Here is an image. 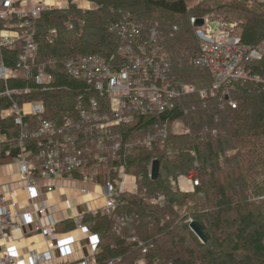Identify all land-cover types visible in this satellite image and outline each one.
Instances as JSON below:
<instances>
[{
  "label": "trees",
  "instance_id": "obj_1",
  "mask_svg": "<svg viewBox=\"0 0 264 264\" xmlns=\"http://www.w3.org/2000/svg\"><path fill=\"white\" fill-rule=\"evenodd\" d=\"M89 1L90 11L74 14L82 27H66L74 8L45 12L36 23L38 62L54 66L56 88L35 98L44 100L50 118L71 110L80 87L63 76L62 62L85 55L109 59L119 43L109 27L128 16L157 31L173 80L195 86L172 112L119 129L122 150L114 165H124L138 179V190L121 194L111 215L84 217L83 223L99 236L94 264H264V91L247 84L211 95L207 71L194 72L188 64L199 53L191 18L217 21L255 46L264 39V1ZM0 56L11 67L18 51L3 50ZM258 70L264 71V60ZM202 90H208L206 98ZM177 121L185 132L172 134ZM156 124L168 125L164 140L156 134ZM12 128L0 119V131ZM149 133L155 137L151 149L143 144ZM4 151L0 146V162L7 161ZM154 161L159 172L152 180ZM192 171L199 185L190 192L180 190V177ZM102 172L116 178L112 170ZM120 218L125 222L119 223ZM192 221L203 227L206 243L191 231Z\"/></svg>",
  "mask_w": 264,
  "mask_h": 264
},
{
  "label": "built area",
  "instance_id": "obj_2",
  "mask_svg": "<svg viewBox=\"0 0 264 264\" xmlns=\"http://www.w3.org/2000/svg\"><path fill=\"white\" fill-rule=\"evenodd\" d=\"M92 7L89 0H0V52L18 51L11 67L0 56V119L13 127L0 131V146L5 147L7 164L15 168L29 190L44 187L52 192L59 182L69 179L98 183L106 200L100 213L109 216L116 210L121 194L138 190V179L127 174L124 165H114L122 150L119 129L140 118L172 112L195 89L173 80L171 62L157 31L128 16L109 27L119 40L109 59L85 55L62 62L63 76L80 87L71 110L50 118L44 100L35 98L37 93L56 88L54 66L38 62L36 23L45 12L74 8L66 27H82L84 22L74 15L75 11L85 13ZM197 20L190 21L199 44V54L192 64L210 74V94H225L235 85L247 84L264 91V71L258 70V63L264 60V41L259 46L247 45L221 26L214 33L208 31L207 19L196 28ZM200 95L206 98L209 92L202 90ZM231 106L235 108L236 104ZM154 126L164 140L169 134L168 125ZM154 139L149 133L143 144L151 149ZM104 169L112 170L116 178H107ZM198 185V179L192 181L193 187ZM14 195L11 185L0 184V238L8 229H16ZM48 212L47 206L37 211L40 216H49ZM118 222L124 223L125 219ZM43 234L47 250L33 257L35 263L52 259L57 241L55 223L43 229ZM0 264H16V259L0 250Z\"/></svg>",
  "mask_w": 264,
  "mask_h": 264
},
{
  "label": "crops",
  "instance_id": "obj_3",
  "mask_svg": "<svg viewBox=\"0 0 264 264\" xmlns=\"http://www.w3.org/2000/svg\"><path fill=\"white\" fill-rule=\"evenodd\" d=\"M14 190L13 202L18 214L16 229L11 228L0 238V250L7 251L16 264H82L92 263L99 246V236L83 223L84 217L96 215L105 207L101 185L75 179L58 183L54 191L44 187L29 190L11 165L0 166V184ZM47 206L49 216L38 215L39 207ZM51 216V218H50ZM55 223L56 247L52 259L35 263L33 257L47 250L43 229Z\"/></svg>",
  "mask_w": 264,
  "mask_h": 264
},
{
  "label": "rangeland",
  "instance_id": "obj_4",
  "mask_svg": "<svg viewBox=\"0 0 264 264\" xmlns=\"http://www.w3.org/2000/svg\"><path fill=\"white\" fill-rule=\"evenodd\" d=\"M261 1H264V0H261ZM225 13V15L226 14H229L230 15V17H232V15H231V11H226V12H224ZM192 19V18H191ZM230 19V18H229ZM208 20V19H207ZM191 21V20H190ZM207 29H208V31H211L212 33H214V32H216V31H218L219 29H220V24L217 22V21H210L209 20V22H208V27H206ZM264 41V39L260 42V43H262ZM259 43V44H260ZM259 44H258V46H259ZM198 52H199V49H198ZM199 54V53H198ZM198 56V55H197ZM196 56V57H197ZM194 60L192 59L191 61H189L188 62V64L190 65H192L193 67H195L193 64H192V62H193ZM196 68H199V69H202V70H205V71H207L205 68H201V67H195V68H192L191 67V70H194V72H199L200 70H198V69H196ZM207 73H208V71H207ZM209 74V73H208ZM209 77H210V80H211V85H213V82H212V78H211V76H210V74H209ZM190 83V82H189ZM192 83H190V84H188V85H186V86H192V87H194L195 88V86L194 85H191ZM183 85V84H182ZM211 88H212V86H211ZM210 88V89H211ZM231 103H234V102H231ZM235 104V103H234ZM170 132L172 133V134H181V133H184L185 132V127L183 126V123L182 122H179V121H177V122H174L173 123V125H171V127H170ZM8 162H6V161H4V162H1L0 163V166H3V165H8L7 164ZM196 179H198L197 178V174H196V172H194V171H192L189 175H187V176H183V177H180V179H179V181H178V184H179V187H180V190H182V191H186V192H190V191H193V189H194V187L192 186V181H194V180H196Z\"/></svg>",
  "mask_w": 264,
  "mask_h": 264
},
{
  "label": "water",
  "instance_id": "obj_5",
  "mask_svg": "<svg viewBox=\"0 0 264 264\" xmlns=\"http://www.w3.org/2000/svg\"><path fill=\"white\" fill-rule=\"evenodd\" d=\"M204 23H205L204 19H198L196 21L195 27L196 28L202 27ZM158 172H159V163L158 161H154L152 164V170H151L152 180H155L158 177ZM190 229L202 243L207 242V237L205 235L203 227L198 222L192 221L190 223Z\"/></svg>",
  "mask_w": 264,
  "mask_h": 264
}]
</instances>
